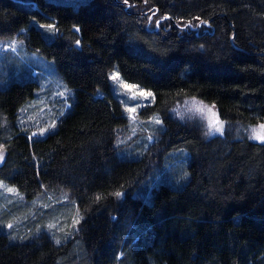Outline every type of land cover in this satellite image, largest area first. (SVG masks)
I'll list each match as a JSON object with an SVG mask.
<instances>
[{"label": "trees", "instance_id": "trees-1", "mask_svg": "<svg viewBox=\"0 0 264 264\" xmlns=\"http://www.w3.org/2000/svg\"><path fill=\"white\" fill-rule=\"evenodd\" d=\"M15 37L54 62L75 100L31 138L17 115L38 80L0 73V182L27 204L66 194L79 219L59 209V239L44 231L56 212L18 232V213L2 212L0 264H264V142L247 133L264 124V0H0V39ZM114 70L152 93L140 113L164 129L150 147L157 164L186 156L180 186L134 191L149 160L120 155ZM187 98L217 109L221 134L171 116Z\"/></svg>", "mask_w": 264, "mask_h": 264}, {"label": "rangeland", "instance_id": "rangeland-1", "mask_svg": "<svg viewBox=\"0 0 264 264\" xmlns=\"http://www.w3.org/2000/svg\"><path fill=\"white\" fill-rule=\"evenodd\" d=\"M54 1L71 4L74 7L85 2V0ZM25 67H27V70H25ZM115 71L117 70L111 72L110 78L113 74L117 73ZM0 73L4 76L7 74L8 77L15 76L17 79H33L34 77L38 80V88L34 91L33 98L20 108L17 115L18 121L28 130L31 138L43 137L47 133L55 131L61 118L72 111L75 90L63 81L52 60L29 50L22 39L17 37L0 39ZM120 81L123 84L111 79L112 90L120 101L123 112L128 119L119 135L121 145L120 155L124 156L126 154L128 156L141 157L145 153L149 160L148 172L142 181L134 185V191L145 187H152L155 183V186H158L164 182L174 187L180 186L186 179V177L183 178V172L188 164L186 156L185 158H181L176 153L172 155V158H169L170 156L164 155L159 160L160 164H157V154L150 147L158 140V133L164 129L163 122L158 114L144 118L140 113L143 106L153 99L152 93L137 85L128 90L123 85L133 84L125 82L121 77ZM133 92L136 93L134 100L130 99ZM60 93H65V95H60ZM148 93H151V95H147ZM128 109H135V111L131 112ZM170 114L177 120L187 121L189 124H195L196 126L199 124L207 137L214 135V133H222L221 131H216L214 128H210L211 122L218 121L222 124L217 109L198 98L182 100L172 107ZM260 125L257 127V132L264 134V130L259 128ZM233 130L237 131V128H233ZM247 133L253 141L264 142L252 138L254 134L251 130H248ZM0 151H3L5 156V147L1 143ZM151 154L153 155V159L150 157ZM3 159L0 160V163ZM168 161L170 163L167 165ZM9 188L14 189V191H8L7 189ZM146 198H148V193ZM23 206L26 209L28 208L27 211L23 212L21 210ZM70 207H73V209ZM59 209L65 210L67 214L69 213L70 222H73V224L79 219L73 202L66 199V194L59 197H51L50 201H43L38 198L27 204V201L17 193L13 186H7L0 182V217L2 216V212L8 213L10 211L11 213H18L17 216L13 215L15 221L9 224L11 227L8 225V229L13 228L18 232L25 227V222L32 224L44 219L45 215L56 212L47 220L49 225L44 231L52 234L57 230L58 238L61 239L59 233L67 230L66 222L68 225V218L67 214L63 210V212H59L61 211ZM61 223H63V229L65 230L60 228ZM64 236L67 238V235Z\"/></svg>", "mask_w": 264, "mask_h": 264}, {"label": "snow or ice", "instance_id": "snow-or-ice-1", "mask_svg": "<svg viewBox=\"0 0 264 264\" xmlns=\"http://www.w3.org/2000/svg\"><path fill=\"white\" fill-rule=\"evenodd\" d=\"M124 2L125 3H127L128 2V0H124ZM145 3H147V0H145ZM153 15H155V13L153 12ZM159 20H157L156 21V23L157 24H159ZM43 27V26H42ZM47 28H49V29H55V25H47L46 26ZM77 31H78V29H77ZM77 44H79V41H77ZM111 79L112 80H114V81H119L121 84H123V82L122 81H120V77H119V74L118 73H115V74H113L112 75V77H111ZM126 89H128V90H130V89H132V88H134V87H136V86H134V85H123ZM60 95H65V93H60ZM147 95H151V93H148ZM136 98V93L135 92H133L132 93V96H131V98L130 99H132V100H134ZM128 111H131V112H134L135 111V109H128ZM53 127H54V125H52ZM210 128H214L216 131H223V126H222V124H220L218 121H214V122H211V124H210ZM259 128L261 129V130H264V124H261L260 126H259ZM253 137L252 138H254V139H259V140H261V141H264V134H260L259 132H257V130L256 129H253ZM4 158V153H3V151H0V160H2ZM8 191H14V189H11V188H9V189H7ZM116 195L117 196H119V195H121V193H116ZM9 227H11V225H9Z\"/></svg>", "mask_w": 264, "mask_h": 264}, {"label": "bare ground", "instance_id": "bare-ground-1", "mask_svg": "<svg viewBox=\"0 0 264 264\" xmlns=\"http://www.w3.org/2000/svg\"><path fill=\"white\" fill-rule=\"evenodd\" d=\"M25 1V0H24ZM44 1V0H43ZM29 2V1H28ZM35 6H36V4H35ZM25 70H27V67H25ZM46 235V234H45Z\"/></svg>", "mask_w": 264, "mask_h": 264}, {"label": "water", "instance_id": "water-1", "mask_svg": "<svg viewBox=\"0 0 264 264\" xmlns=\"http://www.w3.org/2000/svg\"><path fill=\"white\" fill-rule=\"evenodd\" d=\"M206 24L208 25V24H209V22H206Z\"/></svg>", "mask_w": 264, "mask_h": 264}]
</instances>
